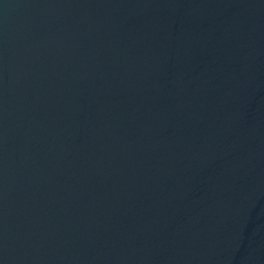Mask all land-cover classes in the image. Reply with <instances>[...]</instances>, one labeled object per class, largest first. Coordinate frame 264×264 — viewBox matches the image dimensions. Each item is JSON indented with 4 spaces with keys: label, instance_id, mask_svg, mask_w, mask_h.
<instances>
[{
    "label": "water",
    "instance_id": "obj_1",
    "mask_svg": "<svg viewBox=\"0 0 264 264\" xmlns=\"http://www.w3.org/2000/svg\"><path fill=\"white\" fill-rule=\"evenodd\" d=\"M0 264H264V0H0Z\"/></svg>",
    "mask_w": 264,
    "mask_h": 264
}]
</instances>
